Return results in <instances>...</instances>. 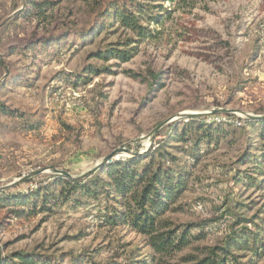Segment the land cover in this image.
<instances>
[{
  "label": "rangeland",
  "instance_id": "1",
  "mask_svg": "<svg viewBox=\"0 0 264 264\" xmlns=\"http://www.w3.org/2000/svg\"><path fill=\"white\" fill-rule=\"evenodd\" d=\"M135 1L155 6L154 15L159 14L158 7L171 13V19L151 26L157 33L154 39L131 44L128 40L138 39L115 27L93 43L72 34L60 44L28 50L34 21H14L26 0H0L4 61L0 104L16 113L14 117L0 113V193L34 192L61 176L51 168L73 178L90 172L82 178L88 177L101 168L95 169L104 157L123 146L134 151L140 142L146 155L168 144L177 162L166 165L190 175L179 203L182 210L169 217L176 225L198 224L207 235L175 259H167L174 264L184 254L202 257L204 247L221 245L233 229L242 227L238 220L256 218L264 230V178L254 164L264 154V139L259 126L247 125L248 115H264V0H187L180 6L167 0ZM92 8L81 0H62L53 12L56 21L45 30L55 35L87 29L94 18ZM128 43L137 48L128 63L90 57L98 49L124 50L122 44ZM90 67L102 74L93 75ZM125 70L137 77H128ZM219 109L230 113L209 114ZM183 114L197 115L178 117ZM172 118L152 144L142 140ZM188 120L214 123L226 131L209 149L202 145L197 160L191 152L173 150L192 148V142L173 140ZM130 157L120 154L109 164ZM260 161L263 167L264 159ZM35 172L42 173L11 186ZM81 202L22 219L15 218L10 208L0 210L1 259L24 252L40 255L50 264L150 261L153 253L145 237L125 225L101 220L105 200ZM239 256L240 263L249 264L245 253ZM254 264H264V257Z\"/></svg>",
  "mask_w": 264,
  "mask_h": 264
},
{
  "label": "trees",
  "instance_id": "2",
  "mask_svg": "<svg viewBox=\"0 0 264 264\" xmlns=\"http://www.w3.org/2000/svg\"><path fill=\"white\" fill-rule=\"evenodd\" d=\"M61 1L26 0L25 9L14 21H34V31L27 45L28 50L36 47L47 48L54 43L60 44L72 34L79 35L83 42L91 43L103 32L115 27L136 37L138 40L132 38L128 40L131 44H135L138 43L137 41L154 39L157 33L151 30V26L162 24L164 19H171L169 11L158 7L159 14L154 15L152 10L156 7L147 6L140 1L81 0L93 6L94 18L90 26L87 29L71 28L61 34H50L45 29L56 21L53 12ZM150 1L155 4L160 0ZM167 1L177 6L188 3L187 0ZM39 31L44 33L41 38L37 35ZM130 43L122 44L125 46L124 50L98 49L92 52L90 57L106 63L112 60H119V64L128 63L137 51L136 47L131 48ZM0 69H4L1 53ZM7 69L10 71L9 64ZM89 71L95 76L102 74L96 67H90ZM105 72L114 73L110 69ZM123 73L128 77H137L129 70ZM10 81L13 82L15 79L12 78ZM0 113L8 117L16 115L13 110L2 104H0ZM247 125L250 129L259 126L257 131L264 139V120H249ZM220 127H216L214 123L203 125L194 120H188L183 123V129L174 136L173 140L175 143L192 142V148L188 151L180 146H174L173 150L181 154L191 152L193 158L197 160L203 152L202 145L209 149L213 143H217L225 135L226 131ZM168 146L165 144L146 155L131 156L111 164L108 163L94 174L82 179L56 176L51 183L29 194L0 193V210L10 208V213H13L15 218L22 219L34 217L40 213H50L58 205L63 206L69 202L79 205L82 204L83 199H92L96 202L103 199L107 205L101 210L103 214L100 212L101 220L109 225H125L133 232L145 237L146 245L153 253L150 261L135 262V264H168L167 259H175L193 244L204 241L207 237L200 231L202 230L200 225H176L169 217L181 212L182 208L179 203L187 190L190 175L184 170L180 171L178 167L166 165V161L172 164L177 162L176 156L168 150ZM262 155L254 159V164L260 169L258 174L264 178V166L260 167V159H264V154ZM262 181L264 183V180ZM261 182L258 181L257 185L260 186ZM255 220L256 218L238 220V227L241 225L242 227L237 230L233 229L221 245L204 247L201 250L202 257L184 254L174 264H242L239 262V253L247 255L249 264L259 262L264 257V241L262 240L264 230L255 223ZM247 225H251L256 230L252 232ZM194 229L200 232L193 233ZM41 263L50 264L48 261L42 262L41 256L35 253L17 252L8 259H1V264Z\"/></svg>",
  "mask_w": 264,
  "mask_h": 264
},
{
  "label": "water",
  "instance_id": "3",
  "mask_svg": "<svg viewBox=\"0 0 264 264\" xmlns=\"http://www.w3.org/2000/svg\"><path fill=\"white\" fill-rule=\"evenodd\" d=\"M20 11H17L10 19L16 17L18 14H19ZM217 113H230L229 110H225V109H219V110H213L211 111L209 114H212V115H215ZM194 115H197V114H183V115H179L178 117H191V116H194ZM248 119L250 120H264V115L263 116H255V115H248ZM172 119L170 120H167L163 123H161L159 126H157L153 132L151 134H149L148 136H146L145 138H143L142 140H146L148 141L150 144L153 143L154 139L156 138L158 132L160 131V129H162L165 125H167ZM141 140V141H142ZM145 152L147 151H141V143L139 142L137 145H136V148L134 151L132 150H129L127 149L125 146L123 147H120L118 148L117 150H115L114 152H112L111 154H109L108 156L104 157L102 159V161L99 163V165L95 168V169H98L108 163H110L114 158H116L118 155L120 154H126V155H129V156H141L142 154H144ZM51 171L55 174H58V175H61V176H65L67 178H71V179H80L86 175H88L90 172L86 173V174H83L81 177L79 178H73L72 176H70L68 173L66 172H63V171H58L56 169H53L51 168ZM42 172H35L33 173L32 175H29V176H26L20 180H18L17 182H15L14 184H12L11 186H15V185H19V184H23L27 181H29L30 179L34 178L35 176H38L40 175ZM0 264H1V253H0Z\"/></svg>",
  "mask_w": 264,
  "mask_h": 264
}]
</instances>
